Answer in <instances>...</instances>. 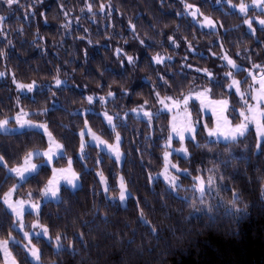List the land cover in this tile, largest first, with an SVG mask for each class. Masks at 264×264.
Listing matches in <instances>:
<instances>
[{
  "label": "trees",
  "instance_id": "1",
  "mask_svg": "<svg viewBox=\"0 0 264 264\" xmlns=\"http://www.w3.org/2000/svg\"><path fill=\"white\" fill-rule=\"evenodd\" d=\"M247 1L19 0L9 9L0 32V67L5 64L21 82L48 85L36 88L32 95H20L16 104L12 90L0 78V119L13 114L19 105L29 110L31 118L44 120L63 146L54 164L71 158L80 180L75 189L61 186L59 201L46 200L40 206L39 221L51 237L59 235L63 244L54 250L52 241L33 238L42 262L264 264V145L257 147L252 129L231 142L207 140L199 126L194 138L184 140L188 155H171L184 170L179 180L185 186L175 189L159 177L150 179V173L163 165L168 113H159L151 124L131 115L118 123L124 155L121 166L94 145L85 147L82 159L78 156L84 119L106 140L114 137L96 111L80 112L88 102L78 84L88 86L93 94L113 93L109 106L115 112L137 101L155 107L154 92L178 97L192 84L203 83L195 70L201 67L217 76L209 84L211 96L228 95L230 103L237 105V96L226 89L228 66L221 54L241 65L232 72L242 79L241 84L248 80L244 75L251 66H264V28L252 21L250 30L245 20L252 11L241 14L229 7ZM189 3L213 18L219 28L198 27L184 14ZM66 14L77 18L78 25L69 27ZM157 55L166 59L156 63L153 57ZM124 56H131L133 62ZM55 79L65 83L53 86ZM193 112L200 115L197 106ZM207 120L211 123L210 117ZM45 146L44 134L35 129L0 132V155L5 162L0 165V197L15 184L5 166L16 165L30 150ZM96 167L105 176L110 195H117V174H122L130 193L125 205L105 196ZM50 173V166L42 165L38 173L17 185L18 193L39 199ZM210 174L219 180L217 204L215 199L195 201L189 185ZM230 201L240 205L239 211L227 208ZM141 212L147 225L141 222ZM33 216L26 213V219ZM13 222L12 213L0 200V239L18 234ZM11 248L19 264H34L20 245L11 244Z\"/></svg>",
  "mask_w": 264,
  "mask_h": 264
},
{
  "label": "rangeland",
  "instance_id": "2",
  "mask_svg": "<svg viewBox=\"0 0 264 264\" xmlns=\"http://www.w3.org/2000/svg\"><path fill=\"white\" fill-rule=\"evenodd\" d=\"M243 3L248 4V5H252L253 4V0H250V1H247V2H243ZM189 4L192 5L191 3H189ZM240 4L241 3L236 4L235 8H233L232 5H234V4L230 3L229 7H230V9H235L238 12H240L239 11V5ZM193 6L195 8H198L195 5H193ZM9 9L10 8H9L8 5L0 3V17H4V19H5ZM250 10L252 11V13L248 15L246 20H252V21H254V24H256L259 27L264 28V26L260 25L259 22H258L260 19H264V9H261L259 7H256V6H253ZM183 11H184V14L188 15L190 17V19L198 27H200L201 29L217 30L219 28V25L217 24V22L214 21L213 18L202 14L200 12V9H199L200 15H198L195 19L190 14H188V10L185 8V6H184ZM249 11H247L246 13H248ZM246 13H241V14H246ZM65 17H66V21L65 22L68 23L69 27H70L71 24L78 25L79 21H78L77 18H72L71 19V17L68 14H66ZM204 17L210 18L214 22L215 26L214 27H208V26H203L202 27V24H204ZM3 20L0 21V32H2V30H3V27H2ZM250 30H252V29H250ZM115 50L117 52L118 48H116ZM117 53H119V52H117ZM224 56H227L230 59H232V58L230 56H228L226 53H222L221 54V59H222L223 63H225L228 66L227 72H224L225 76H226V73H229V72L232 73L233 71L238 70L239 68H241V65L236 63L233 59L232 60L238 66V68H232L230 65L227 64V61L223 59ZM124 57L128 61L127 58L131 57V56H124ZM161 57H164L166 59V56H164V55H161ZM255 66H259V67H254V65L251 66V68L248 69L246 71L245 75H244V77L246 76L248 78V80L246 82H244L243 84L240 83V85H239L241 92L245 93V99L247 100V103L249 105H256L257 104V102L252 99V95L255 94V91L257 89H259V83L258 82H254L253 79H252V76H250L249 73L251 72L252 74H254L257 77V81H258V79H259V77L261 75V70L264 69V66H262V65L255 64ZM205 69L206 68H201V67L195 68V70L198 73V75L202 77L203 83H201V84H195V83L192 84L190 89L186 93H184V95H187L190 92L193 93V95H194L195 92L203 91L204 89H209V84L211 83V81H216V77L217 76L214 73H212L210 70L206 69L207 72L212 74V76L210 78L204 72ZM0 73H3V75H0V78L5 80L6 83L8 84V86L10 87V89L12 90V95H13V98L15 99V101H16V104H18V97L20 95H22V94L32 95L33 91L36 88H44V87H47V85H48L46 82H38V81H35V80H32L30 82H21V81H19L16 78V76L11 71V69L9 67H7L5 64L2 67H0ZM233 79L236 80V81H241L242 79H240L238 77H234L232 75L231 78H229V83L226 85V89L228 91L234 92V94L237 96V99H238V104L237 105H234V104L230 103L228 95H225V96H222V97H213V96H211V94L209 92V98L212 99V100H227L228 101V108L225 111V115L228 117L230 125L232 127H235L236 125L241 123L242 117L240 116V112L242 110L246 111L247 105H245L244 100H242L240 95L236 92V88L235 87H231V88L229 87V85L232 84V80ZM56 80L57 79H55V81ZM59 80L62 82L61 84L65 83V81H63L61 79H59ZM55 81L53 82V86L56 85ZM33 82H35V87H34V89L32 91H28L27 88H23V89L17 88V84L28 85V84H32ZM77 86L85 94L86 99L88 97H93V101L91 103H89V101L87 99L88 106L84 110H82L80 112L82 114H85L86 111H96L97 114H99L101 116V118L104 120V122L106 123L107 127L111 131H113L112 128L108 125L107 120L105 118V113H106L108 116H111L113 118V125H115V131H113L114 137H113V139L111 141H108L105 138H103L101 135H99L96 131H94L89 126L87 120L84 119L83 126L80 129V131H79V136H80V144H79V150H78L79 158H81V159L83 158V155L85 153V147L89 144V145H94L98 149L99 152H104V153L109 154L116 161V164L118 166H121L124 155H123V152L120 149V144H119V150H120L121 155H120V159L119 160L116 158L115 153L112 152L107 147V145H112V144H115V142H116L115 141V137H116V133H118L117 130H116L118 123H122L125 120L127 115H131L134 118L145 120L147 122V124H151L152 120L159 113H168V115H169V120H168V122H169V124H168L169 125V130H168L166 138L163 141V146H164L163 165H162V167H161V169L159 171L150 173V179L152 180V179H155V178L159 177L172 189H175V188H177L180 185L185 186L179 180V174L183 173L184 170H182L179 167V165L172 159L171 155H172V153H176V154H178V155H180L182 157H186L188 155V151H187L186 146L184 145V141L181 142L178 137H174V139L171 142H169V133L171 131V122H172L173 115H175L176 113L175 112H169L167 110L162 109L161 104L158 102L157 92H154V95L157 98L155 107H152L149 102L145 103L146 101H137V103H135L133 106H131L129 108H124L123 107V108H120L118 112L117 111L115 112V110L112 109L109 106V103L114 99V94L113 93H112L111 96H109V93H107L106 95L105 94H98L97 95V94H93V92H91L89 90L88 86H86L84 84H78ZM100 97H104L105 99L104 100H100ZM160 97L161 98H163V97L182 98L181 95L178 96V97H176L174 95L160 96ZM95 102H98V107L97 108H96ZM141 106H143V110L144 111H149V112L154 114L153 115V119L151 121H149L148 118L143 115V111H140V112L132 111L133 109H140ZM195 106H197V108H198V110L200 112L199 116H196L195 113L193 112ZM260 107L264 108V103H261ZM188 110H189V113H190L191 121L193 122L194 131L191 132V133H185V137L186 138H191V139L194 138L198 127L202 126V128H203V130L205 132L206 139L207 140H215V141H217L216 137H209V135H208L209 130L215 128V126H216V117L213 116L211 108L202 110L201 106H200V101L193 99V100H191L189 102ZM22 112L23 113H27V115L22 116V119H26V120L30 121L33 125H40V124L47 125L44 120L31 118L29 116V113H30L29 110L24 109V108L20 107L19 105H17L15 107V111H14L13 114H11L10 116H6V117L0 119V121H3V120H7L8 121L7 130L6 131H0V132H17V131H21L23 129H35V130H38V131H40L41 133L44 134L45 139H46V146L43 147V148H34V149L30 150L29 152L39 151V152L43 153L44 151H47L48 148H49V145H50V141H49L48 135L44 132V130L42 128L28 127V126H25V127L21 128L17 124V119L16 118ZM207 117H210V122L211 123H208ZM182 122H183L182 121V117H178L177 124L180 125ZM261 123H264V119H261ZM47 129H48V127H47ZM89 129L91 130V132H93L97 136H99L102 140L106 141L107 144H103L102 145V144H99L96 140H94L91 135H88ZM249 129H252L254 131L255 136H256V140H257V144H258V129H257V124H256L255 121H252V122H250L248 124V130ZM82 131L84 132V136H83L84 147H83V150H81V140H82L81 133H82ZM48 132H50V131L48 130ZM120 137H121V135H120ZM52 139H53V141L55 143H59L61 145V143L58 142L56 139H54L53 136H52ZM174 140H177L178 143L175 144L173 142ZM219 140L220 141H225L223 138H221ZM174 149L176 151H173ZM182 149H186V152L183 151ZM58 152L60 153V155H62L63 154V148L58 150ZM165 153H168L167 160L165 159ZM27 154L25 155V157L27 156ZM60 155H57L55 157V159L58 156H60ZM0 157H2V156L0 155ZM24 158L22 159V161L20 163H18L16 165L5 166L6 167V172L8 174H11V175H13L15 177V184L14 185L16 187H15V189L12 192V195H11L12 202L23 200L26 203L24 205L25 211L22 213L21 217H19V218L16 217V215L10 209H8L7 206L3 203L5 208L7 210H9L12 213L13 217H14L13 228L15 229L16 232H18V234L12 232V233H10L8 235V237L0 239V241H4V240H8L9 241L7 247H8V252L11 254V256L8 258V260L10 261L11 259H14L15 260V264H19V263H18V261L16 260V258L13 255L11 244L20 245L25 250L26 256L28 257V259L34 264H55L54 260L49 261V262H42L40 260V256H39V259L37 260L35 257H33L31 255L30 249L34 247L35 249L38 250L39 255H40L39 248H38V246L36 245V243L33 240V238H36V237H42L46 241H49V242L52 241V246H53L54 250H57V249L61 248V247H59V248L57 247L56 238L51 237L49 235V233H48V230H47V234L46 235L42 234L43 233V229L46 228V226L43 225L39 221L38 213H39V210H40V206H41V204L44 201H46V200L57 201V200H55L53 198L42 196V190L45 188V186L47 185L48 181L53 177V169H67L69 167V161H71V158L68 157L66 163H64L62 165H55L54 164V160L55 159H53V161L51 163H47L46 164L44 162L47 160V157L33 156L32 163L40 165V167L42 165H48L51 168L50 176L48 177L46 183L43 185V187L41 189V192H40V198L37 199V200L32 199L30 197V193H26V195H24L23 193H18L17 185H19L21 182H23V180H21L20 178L16 177L14 173H10L8 171V169L21 166L23 164V162H24ZM99 158H100V155L96 158V162L97 163H99ZM4 164H5V162H4V159H3V165ZM70 167H71L72 171H74L79 177V173L73 168L72 164L70 165ZM166 167H167V171H165ZM94 170H95L97 179L99 181L100 188L103 191V193L105 194V196L107 198H109L110 200L117 199V201H118V203L120 205H122V206L125 205L127 199L125 201H123V202H121L120 199H119L120 182H121V178H123L122 174L120 172H118V174H117L118 193H117V195L114 196V195H110L109 194L107 181L105 179V176L102 174L100 168L96 167ZM165 175H168L170 177H175L176 178V187L175 188H173L172 186L169 185L168 181L165 179ZM29 176H27V177H29ZM102 179H103V182H102ZM200 179H202L204 181V192L203 193H201L200 191L197 190V185H198L197 179H195V182L193 184L189 185V187L191 189L190 192L191 191L193 192V199L195 201H199V200H203V199H207V200L215 199L214 201L217 204V199L216 198H217V196L219 194V189H218L219 188V180L217 179L216 175L215 174H212V175L210 174L206 178H201L200 177ZM209 180L212 181L211 184H209ZM123 182H124V180H123ZM124 184H125V182H124ZM61 186H67L68 188L72 189V187L70 185H64L63 181H61ZM79 186H80V180L78 179L77 187H79ZM125 186H126V184H125ZM105 188H107V191H105ZM10 189H13V186L11 188H9L5 193L9 192ZM127 192L129 193L128 189H127ZM4 194L0 197V200L2 202H3ZM129 195H130V193H129ZM59 197H60V193H59ZM232 197H234V195ZM34 204H38L39 208H32L31 206L34 205ZM227 208L231 209V210H238V209L233 208L231 203L228 204ZM27 212L34 214V216L32 218H30V219H26V213ZM25 233H28L27 237L25 236ZM60 244L63 246L61 241H60ZM0 254H1V257H2V259L0 261V264H6V258H5L4 252L0 251Z\"/></svg>",
  "mask_w": 264,
  "mask_h": 264
},
{
  "label": "snow or ice",
  "instance_id": "3",
  "mask_svg": "<svg viewBox=\"0 0 264 264\" xmlns=\"http://www.w3.org/2000/svg\"><path fill=\"white\" fill-rule=\"evenodd\" d=\"M220 0H217V3H219ZM0 3L6 4L9 6V8H12L13 5H18L19 0H0ZM253 6L259 7L261 9H264V0H253L252 5H248L245 3H241L239 5V11L241 13H246L249 11ZM233 8H235V5H232ZM87 8L89 11L92 10V6L89 4L87 5ZM105 6L101 5V11H104ZM185 8L188 10V14H190L194 19L200 15L199 9L195 8L193 5L185 4ZM4 17H0V21H2ZM259 24L264 26V19H260ZM245 23L248 25L249 29H252V20H245ZM203 26L208 27H214V22L208 18L204 17V24ZM264 30V29H262ZM254 31V30H253ZM171 40V37L169 38ZM174 42V41H173ZM120 50L118 49L117 52ZM2 54V53H0ZM128 61L131 63L133 62L132 57L127 58ZM156 63H161L165 59L164 57H161L157 55L153 58ZM168 59H171V57H168ZM224 60L227 61V64L230 65L232 68H238V66L234 63L232 59H230L227 56L223 57ZM254 67H259L255 66ZM204 72L211 78L212 74L207 72L205 69ZM0 75H3V73H0ZM250 76H252V79L254 82L259 83V89L255 91V94L252 95V99L257 102L256 105H249L247 103V100L245 99V93L241 92L240 90V81L232 80V84L229 85V87H235L236 92L240 95L241 99L244 100L245 105H247V109L242 110L240 112V116L242 117V121L240 124L236 125L235 127H232L230 125V122L228 120V117L225 115V111L228 108V101L227 100H212L209 98V92L210 89H204L203 91H198L193 93H189L187 95L181 94L182 98H173V97H163L161 98L159 96V93H157L158 102L161 104L162 109L167 110L169 112H175L176 114L173 115L172 122H171V131L169 133V142H171L174 137H178L181 142L184 141L185 133H191L194 131L193 128V122L190 118V113L188 110L189 102L193 99L200 101L201 109H208L211 108L213 116L216 117V126L215 128L209 130L208 135L209 137H216L217 140L223 138L225 141H231L234 142L237 140L238 137L244 136L245 132L248 130V124L252 121H255L257 124L258 129V144L257 147H261L264 145V123H261V119H264V108L260 107L261 103H264V69L261 70V75L257 81V77L249 73ZM226 76L231 78L232 73H226ZM56 85H60L62 82L57 79L55 81ZM35 87V82L28 85H22L17 84V88L23 89L27 88L28 91H32ZM251 87V86H250ZM112 93H109V96H111ZM89 103L93 101V97L87 98ZM104 97H100V100H104ZM147 103V102H145ZM134 112H140L143 111V115L148 118L149 121L153 119V113L149 111H144L143 106H141L140 109H133ZM250 114V115H249ZM27 115V113H21L17 116V124L23 128L25 126L28 127H38L42 128L44 132L48 135L50 145L47 151H44L43 153L39 151H32L27 154V156L24 158V162L21 166L8 169L10 173H14L16 177L20 178L21 180H24L27 178V176L38 173V169L40 165L32 163L33 156H43L47 157V160L44 163H51L53 159L57 155H60L58 150L62 149V145L59 143H55L52 139V135L50 132H48L47 125L40 124V125H33L30 121L26 119H22V116ZM178 117H182V123L180 125L177 124ZM105 118L107 120L108 125L112 128L113 131H115V125H113V118L111 116H108L105 113ZM7 120L0 121V131H6L7 130ZM88 135H91L94 140H96L99 144H107L106 141L102 140L99 136H97L95 133L91 132L89 129ZM82 140H81V150H83L84 147V141L83 136L84 132L81 133ZM115 144L107 145V147L115 153L116 158L120 159V150H119V144L122 142L120 134L116 133L115 137ZM186 152V149H182ZM173 151H176L175 149ZM168 153H165V159L167 160ZM0 165H3V157H0ZM71 161H69V167L67 169H53V177L48 181L45 188L42 190V196L53 198L57 201H59V192L61 190V181H63L64 185H70L72 189H75L77 187V181L79 179L78 175L72 171L71 167ZM174 167V166H173ZM167 171V167L165 169ZM165 179L168 181L169 185L173 188L176 187V178L170 177L168 175H165ZM198 181L197 190L201 193L204 192V181L200 179L199 177L196 178ZM103 182V179H102ZM212 181L209 180V184H211ZM15 185L13 186V189H10L9 192L4 194L3 203L7 206L8 209H10L16 217H21L22 213L25 211L24 205L25 201L20 200L16 202H12L11 195L12 192L15 189ZM105 191H107V188H105ZM129 193L127 192V188L123 182V178H121L120 182V192H119V199L121 202L125 201L128 197ZM32 208H39L38 204H34L31 206ZM239 211V210H237ZM140 219L141 222L147 225V221L144 219V213H140ZM38 226V225H37ZM149 231L155 232V229H152L149 227ZM44 235L47 234V229H43ZM25 236H28V233H25ZM61 237L58 235L56 237V243L57 247H62L60 244ZM8 240L0 241V251H3L6 258V264H15V260L11 259L10 261L8 258L11 256V254L8 252ZM31 255L35 257L37 260L39 259V252L34 247L30 249Z\"/></svg>",
  "mask_w": 264,
  "mask_h": 264
},
{
  "label": "clouds",
  "instance_id": "4",
  "mask_svg": "<svg viewBox=\"0 0 264 264\" xmlns=\"http://www.w3.org/2000/svg\"><path fill=\"white\" fill-rule=\"evenodd\" d=\"M230 203L232 204L233 208L239 209L240 205L236 204L235 201H230Z\"/></svg>",
  "mask_w": 264,
  "mask_h": 264
}]
</instances>
